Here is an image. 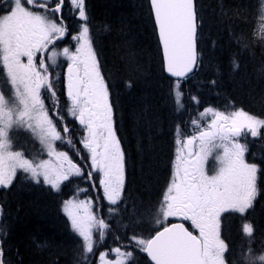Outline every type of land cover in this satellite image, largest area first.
Masks as SVG:
<instances>
[{
  "label": "snow or ice",
  "instance_id": "6c2138e0",
  "mask_svg": "<svg viewBox=\"0 0 264 264\" xmlns=\"http://www.w3.org/2000/svg\"><path fill=\"white\" fill-rule=\"evenodd\" d=\"M66 3L80 26L71 36L76 42L75 50L64 47L57 51L58 43L69 35L62 15ZM149 5L162 47V68L173 81L170 95L178 105L177 111L185 108L186 98L198 109L201 99L184 87L201 67L195 0H149ZM0 13V71L9 85L0 90V188H10L18 173L35 183L42 181L55 191L72 177H83L93 181V188L98 180L109 204V216L120 213V205L126 211L125 151L117 134L110 84L94 47L86 0H5L0 4ZM60 56L68 61L69 112L84 130L80 143L88 155L81 159L90 161L86 177L68 152L57 150L56 142L63 137L43 98L42 90L55 96L49 69L59 66ZM202 120L206 123L202 124ZM191 123L195 133L176 140L179 147L159 207L145 210V215L162 230L151 229L155 234L150 238L134 232L126 241L112 233L119 246L100 252L99 264H137V252L146 253L153 264H264V255H256L252 224H243L245 240L236 251H231L221 236L222 215L244 216L258 195V173L262 170L256 163L246 161L248 149L240 139L249 134L259 137L264 118L243 108L221 111L209 106ZM20 127L38 134L48 159L29 158L25 152L14 150L10 132ZM63 131L67 132V127ZM210 157L218 162V167L208 166ZM63 211L82 240V261L91 264L96 247L112 232L110 224L98 209L94 211L91 199L66 200ZM169 218L180 222L166 223ZM189 221L193 231L185 226ZM128 227L124 225L125 229ZM109 253L115 259H109ZM0 264H8L2 242Z\"/></svg>",
  "mask_w": 264,
  "mask_h": 264
},
{
  "label": "trees",
  "instance_id": "16d2710c",
  "mask_svg": "<svg viewBox=\"0 0 264 264\" xmlns=\"http://www.w3.org/2000/svg\"><path fill=\"white\" fill-rule=\"evenodd\" d=\"M200 1L204 19V60L194 79L184 87L202 103L197 109L186 98L185 108L178 112V105L170 95L173 81L162 71L147 0H89L92 18L99 27L98 43L106 56L105 67L120 81L125 93L120 98L118 111L125 150L132 159L129 158L130 184L124 197L127 210L120 205L121 212L108 220L116 223L111 226L107 239L113 245L119 242L112 233L125 241L130 236V228L135 229L132 233L140 228L141 235H147L145 226L149 217L145 210L155 208L166 182L171 127L176 121L188 129L194 113L196 118L200 110L211 104L226 107L231 101L239 106L252 105L259 116L264 114V19L259 29L254 26L256 8L249 6V0ZM260 8L262 10V0ZM211 81L215 84H210ZM128 84L131 87H127ZM73 135L68 129L65 140L71 141ZM95 200L100 203L97 195ZM58 202L56 192L28 187L15 189L7 202L8 264H84L83 249L77 250L76 239L58 209ZM253 217L257 234L263 239L264 194ZM124 225L129 227L125 229ZM227 227L226 239L234 250L241 243L238 229L232 221Z\"/></svg>",
  "mask_w": 264,
  "mask_h": 264
},
{
  "label": "rangeland",
  "instance_id": "374dc122",
  "mask_svg": "<svg viewBox=\"0 0 264 264\" xmlns=\"http://www.w3.org/2000/svg\"><path fill=\"white\" fill-rule=\"evenodd\" d=\"M262 12H263V16H264V0L262 1ZM110 74H111V72H110ZM28 132H31V134L33 133L30 129H27L26 127H20V128H17V129H14L13 131H11L10 134L13 133L14 139L17 140L18 142H23V139H22L23 137H25L27 140L30 139ZM33 135H34V138L38 137L37 133H33ZM184 139H186V137H183L180 140H184ZM178 147H179V145H178ZM36 157L39 159H43L39 156H36ZM212 167H218V162L215 161V163L212 165ZM165 190H166V188H165ZM70 199L78 200L77 197H75L74 195L72 197H70L68 200H70ZM261 252H263V251H261ZM262 255H264V254H262ZM113 259H115V258H113Z\"/></svg>",
  "mask_w": 264,
  "mask_h": 264
},
{
  "label": "bare ground",
  "instance_id": "6f19581e",
  "mask_svg": "<svg viewBox=\"0 0 264 264\" xmlns=\"http://www.w3.org/2000/svg\"><path fill=\"white\" fill-rule=\"evenodd\" d=\"M260 1L261 0H249L250 7H253L255 5V12H254V18H253V24L256 28L261 27V19H262V10L260 8ZM263 1V0H262ZM211 23V21H210ZM235 43V42H234ZM127 71V70H126ZM129 203V202H128ZM127 207V206H126ZM37 241V240H36ZM47 245V244H46ZM43 246V245H42Z\"/></svg>",
  "mask_w": 264,
  "mask_h": 264
}]
</instances>
